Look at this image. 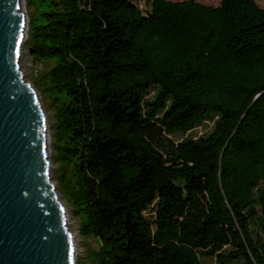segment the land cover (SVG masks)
<instances>
[{
    "label": "trees",
    "instance_id": "obj_1",
    "mask_svg": "<svg viewBox=\"0 0 264 264\" xmlns=\"http://www.w3.org/2000/svg\"><path fill=\"white\" fill-rule=\"evenodd\" d=\"M215 1L40 0L29 17L89 264H264V8Z\"/></svg>",
    "mask_w": 264,
    "mask_h": 264
},
{
    "label": "water",
    "instance_id": "obj_2",
    "mask_svg": "<svg viewBox=\"0 0 264 264\" xmlns=\"http://www.w3.org/2000/svg\"><path fill=\"white\" fill-rule=\"evenodd\" d=\"M26 37L21 0H0V264H75L47 118L20 68Z\"/></svg>",
    "mask_w": 264,
    "mask_h": 264
},
{
    "label": "rangeland",
    "instance_id": "obj_3",
    "mask_svg": "<svg viewBox=\"0 0 264 264\" xmlns=\"http://www.w3.org/2000/svg\"><path fill=\"white\" fill-rule=\"evenodd\" d=\"M171 2H180L183 0H168ZM196 2L203 4V5H209V6H217L218 2L215 0H195ZM254 2L260 7L264 8V0H254ZM24 5V12L26 15V22H27V37L25 42L22 46V52H21V59H20V68L23 72L25 79L27 82L31 83L32 86L36 85L38 89H36L40 103L43 107L44 114L47 118L48 122V131H49V139H50V155L52 159V169H51V175H52V182L55 185L56 191L59 196V200L64 203L66 213L68 216V227L71 231L73 242H74V249H75V264H89V261L92 259L91 254L92 252H95L97 250V241L93 238H85L82 236L80 229L78 227V222L75 220L74 216L72 215L71 209L67 206L65 199L63 196L59 193L58 189V177L61 175V171L57 169V166L54 164L53 160V149L52 145H54L55 139H54V132H53V116L51 114V110L49 107V100L46 98H42L40 96L41 90H42V83H41V77L43 76L45 72V67L48 64H36L33 60L30 48L27 46V38H28V29H29V17H38L41 11L44 9L43 3L40 2V0H23ZM145 4L142 5L144 8ZM154 93H150V97H152ZM257 97V96H256ZM256 97L254 101L256 100ZM216 120V117L207 118L203 120L199 125H197L194 129H192L189 132L186 133H177L169 136L174 142H181L186 139H192L195 140L200 137H204L210 133V131L213 128V123ZM144 216L146 218H150L152 216V213L150 211H147L144 213ZM259 227L251 228V233L255 235V233L259 232ZM199 261L201 264H214V259L210 258L208 256H202L199 257Z\"/></svg>",
    "mask_w": 264,
    "mask_h": 264
},
{
    "label": "built area",
    "instance_id": "obj_4",
    "mask_svg": "<svg viewBox=\"0 0 264 264\" xmlns=\"http://www.w3.org/2000/svg\"><path fill=\"white\" fill-rule=\"evenodd\" d=\"M132 4L138 6L139 8L142 7L143 4H145L149 0H129Z\"/></svg>",
    "mask_w": 264,
    "mask_h": 264
},
{
    "label": "bare ground",
    "instance_id": "obj_5",
    "mask_svg": "<svg viewBox=\"0 0 264 264\" xmlns=\"http://www.w3.org/2000/svg\"><path fill=\"white\" fill-rule=\"evenodd\" d=\"M21 7H22V8L24 7V5H23V0H21Z\"/></svg>",
    "mask_w": 264,
    "mask_h": 264
},
{
    "label": "snow or ice",
    "instance_id": "obj_6",
    "mask_svg": "<svg viewBox=\"0 0 264 264\" xmlns=\"http://www.w3.org/2000/svg\"><path fill=\"white\" fill-rule=\"evenodd\" d=\"M17 43H19V41H17Z\"/></svg>",
    "mask_w": 264,
    "mask_h": 264
}]
</instances>
